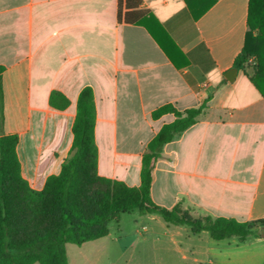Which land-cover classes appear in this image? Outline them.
Returning a JSON list of instances; mask_svg holds the SVG:
<instances>
[{"label": "crops", "instance_id": "crops-1", "mask_svg": "<svg viewBox=\"0 0 264 264\" xmlns=\"http://www.w3.org/2000/svg\"><path fill=\"white\" fill-rule=\"evenodd\" d=\"M140 2L148 12L141 26L117 22V0H0V135L18 136L22 178L40 191L59 173L85 87L95 106L97 173L129 187L140 184L147 144L174 119L153 120L152 111L206 100L197 122L162 147L151 199L195 218L264 219V96L249 80L255 59L227 78L244 46L249 0ZM53 93L65 108L50 106ZM185 248L189 264H264V236L213 241L202 232Z\"/></svg>", "mask_w": 264, "mask_h": 264}, {"label": "trees", "instance_id": "trees-1", "mask_svg": "<svg viewBox=\"0 0 264 264\" xmlns=\"http://www.w3.org/2000/svg\"><path fill=\"white\" fill-rule=\"evenodd\" d=\"M140 4V0H117V22L143 25L148 12L140 9ZM246 25L244 46L232 67L242 70L248 59L254 58L256 67L249 80L264 96V0H249ZM144 27L156 39L151 29L145 24ZM253 32L257 34L253 36ZM57 98H62L60 105L55 104ZM49 104L63 109L68 102L53 93ZM205 104L206 100L199 107L184 111L165 104L152 111L153 120L166 114L174 119L164 124L147 144L141 157L138 187H129L97 173L95 106L89 87L83 88L77 97L69 157L57 175L46 178L40 191L31 189L21 176L16 153L18 136L0 135V264H68L66 244L81 246L104 238L111 222L117 223L122 214L132 211L139 216H158L167 225L186 227L192 235L207 233L213 241L230 237L243 241L248 236H264V219L238 222L222 217L194 218L179 205L168 209L151 199L152 170L162 147L194 125ZM2 125L0 83V128Z\"/></svg>", "mask_w": 264, "mask_h": 264}, {"label": "rangeland", "instance_id": "rangeland-1", "mask_svg": "<svg viewBox=\"0 0 264 264\" xmlns=\"http://www.w3.org/2000/svg\"><path fill=\"white\" fill-rule=\"evenodd\" d=\"M190 216L195 218V213ZM154 217L157 220L150 221L135 211L122 214L118 223L108 225V237L101 242L92 247L68 244L69 263L189 264L185 252L188 239H192L189 229L167 225Z\"/></svg>", "mask_w": 264, "mask_h": 264}, {"label": "water", "instance_id": "water-1", "mask_svg": "<svg viewBox=\"0 0 264 264\" xmlns=\"http://www.w3.org/2000/svg\"><path fill=\"white\" fill-rule=\"evenodd\" d=\"M236 73V70L233 69V70H230L228 73H227V78L229 79V76H234Z\"/></svg>", "mask_w": 264, "mask_h": 264}]
</instances>
